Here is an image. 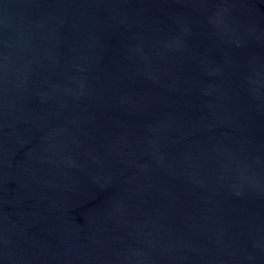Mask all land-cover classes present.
<instances>
[{
  "label": "water",
  "instance_id": "1",
  "mask_svg": "<svg viewBox=\"0 0 264 264\" xmlns=\"http://www.w3.org/2000/svg\"><path fill=\"white\" fill-rule=\"evenodd\" d=\"M0 264H264V0H0Z\"/></svg>",
  "mask_w": 264,
  "mask_h": 264
}]
</instances>
